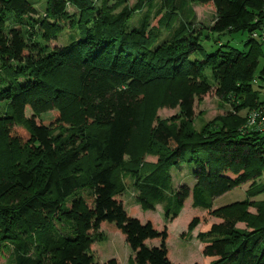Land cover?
<instances>
[{
    "label": "trees",
    "instance_id": "obj_1",
    "mask_svg": "<svg viewBox=\"0 0 264 264\" xmlns=\"http://www.w3.org/2000/svg\"><path fill=\"white\" fill-rule=\"evenodd\" d=\"M45 1L40 14L28 0H0L4 264H102L90 255L100 227L123 235L134 264H173L166 226L130 216L116 181L141 126L145 88L154 83L179 80L182 125L193 117V97L213 91L232 109L199 132L156 125V163L133 181L142 208L160 205L169 221L188 198L212 215L214 200L242 184L250 198L264 197V0ZM195 6L212 8L208 26H198ZM65 27L74 31L66 43L51 45ZM239 35L244 50L234 46ZM66 73L74 83L55 79ZM74 106L79 124L65 139L39 118L47 107L71 113ZM76 135L77 146L70 141ZM88 156L83 174L78 166ZM174 173L188 182L176 185ZM256 205L255 214L241 213L246 231L226 216L197 234L208 264H264V200ZM199 223L192 219L187 232ZM154 240L157 246L146 244Z\"/></svg>",
    "mask_w": 264,
    "mask_h": 264
},
{
    "label": "rangeland",
    "instance_id": "obj_2",
    "mask_svg": "<svg viewBox=\"0 0 264 264\" xmlns=\"http://www.w3.org/2000/svg\"><path fill=\"white\" fill-rule=\"evenodd\" d=\"M37 11L42 14L46 8L45 0H28ZM136 0H128L129 4H134ZM70 10V9H69ZM210 6H195L197 24L198 26L206 27L211 23L213 19V11ZM71 11V10H70ZM137 17L134 18L133 23H136ZM56 42H51V45L61 46L65 44L68 39V35L73 33L68 27L62 29ZM240 36V35H239ZM242 37H238L234 42L235 48L244 50L245 47L240 41ZM264 50V47H263ZM55 79H59L61 83H74V77L70 73L57 74ZM179 80L172 83L169 81H163L160 83H154L150 87L145 88L143 94V107L141 114V126L137 134L131 139V145L128 151V155L125 157L126 164L122 171L116 173V181L120 187H123L121 192L118 193V200L121 201L126 212L139 219L141 222L151 221L154 227L162 229V226H166L170 236L167 241L168 258L173 264H208L206 257L203 256L204 244H202L196 237L199 232H204L208 229V224L219 223L223 220V217L232 216L238 219L236 228L242 231H246V224L239 221L241 213L253 215L256 213V204L264 200L263 195H258L256 198H250L247 196V191L250 188L248 184H242L233 191L215 199L212 205L211 213L209 215L204 210L196 209L191 206V199L185 200L183 208L175 218H170L169 221L164 219L162 206H153L150 209L142 208L136 191L133 187L134 177L139 173L149 171L151 167L156 163L159 148L151 142L150 132L156 128L159 123L170 124L179 131L183 129H191L192 131H201V129L215 118L223 115L227 110L232 109L228 103H223L221 99L215 95L212 91L203 96L201 100H197L193 97V117L190 124H183V115L181 110V91L177 88ZM191 84V83H189ZM198 82H195V87L198 86ZM264 93H262V96ZM261 96V97H262ZM58 109L57 107H55ZM77 106L70 107L71 113L64 112L58 113V111L50 110L48 107L41 112L42 123L49 127H55L60 130L62 138L68 137V133H75L77 125L79 124L78 115H74V110ZM60 114V116H59ZM241 115H245L246 111H241ZM31 112L26 109V116H30ZM61 119V120H60ZM64 122V124H63ZM189 127V128H187ZM63 128V129H62ZM19 135L26 137L25 134L16 131ZM58 132V131H57ZM85 132V131H84ZM82 140L81 136L76 135L70 138L71 143L77 144ZM93 158L91 156L85 159L79 167L81 173L84 174V169L87 164L91 166ZM264 172V171H263ZM83 174L81 176H83ZM180 174L179 177L174 176L176 185L181 182H188L189 179L186 176ZM264 183V173L262 175V182ZM189 184V183H188ZM191 185V184H190ZM235 203H245L242 210L235 209L224 213L221 210ZM198 218L200 223L192 231L187 232V225ZM95 234L94 241L90 246V255L93 260L98 263H106L110 260H114L116 264H134V254L131 253L129 246L125 243L123 235L120 232L107 230L104 227L98 228ZM148 243V244H147ZM147 245L154 246L158 244L157 240L147 241ZM0 264H4L3 260H0Z\"/></svg>",
    "mask_w": 264,
    "mask_h": 264
},
{
    "label": "built area",
    "instance_id": "obj_3",
    "mask_svg": "<svg viewBox=\"0 0 264 264\" xmlns=\"http://www.w3.org/2000/svg\"><path fill=\"white\" fill-rule=\"evenodd\" d=\"M254 118H256V116L252 115L251 118L249 119V122H247L248 126H253L254 125V122H253ZM263 120H264L263 118L260 119V121H263Z\"/></svg>",
    "mask_w": 264,
    "mask_h": 264
},
{
    "label": "crops",
    "instance_id": "obj_4",
    "mask_svg": "<svg viewBox=\"0 0 264 264\" xmlns=\"http://www.w3.org/2000/svg\"><path fill=\"white\" fill-rule=\"evenodd\" d=\"M197 236V235H196ZM148 244V243H147ZM158 245V244H157ZM157 245H154V246H157Z\"/></svg>",
    "mask_w": 264,
    "mask_h": 264
}]
</instances>
